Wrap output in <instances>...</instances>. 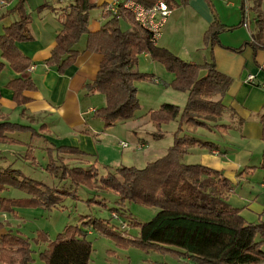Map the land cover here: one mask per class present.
<instances>
[{
	"label": "trees",
	"instance_id": "1",
	"mask_svg": "<svg viewBox=\"0 0 264 264\" xmlns=\"http://www.w3.org/2000/svg\"><path fill=\"white\" fill-rule=\"evenodd\" d=\"M26 0L17 4L6 13L15 12L16 18L2 27L0 32V73L5 64L15 73H22L32 64L29 57L16 46V42L32 39L29 25L30 12L25 9ZM144 6H152L158 0H134ZM169 9L187 0H162ZM210 3L209 0H206ZM261 0H253L254 22L257 30L252 41H245L238 47H226L240 51L246 45H253L264 33V13ZM93 0H70L60 12L44 2L36 10L50 9L57 14L61 29L55 36V44L45 65L62 74L72 65L80 50L77 43L85 35V50L101 55V61L93 80L84 84L86 95L101 93L105 105L97 108L93 116L99 118L105 128L118 121L136 118L140 108L137 96L138 81L151 82L155 75L150 72L134 70L139 55L145 53L160 63L172 79L168 86L186 92V102L180 107L172 103H162L145 114L154 124L158 135L160 127L176 120L173 142L163 155L147 162L143 167L121 165L114 171L99 174L94 165H69L64 156L78 157L89 155L71 145L55 146L42 140L41 134L30 125L3 119L0 121V143L25 145L23 157L35 162V150L42 149L46 156L44 171L61 181V185L47 184L29 177L19 168L0 166V213L17 215L18 208L56 207L64 197H77V187L102 188L117 195L118 206L125 201L138 203L158 210L145 222L120 221L118 208L112 209V224L106 218L82 215L77 223L67 224L53 239L45 231L28 238L18 229L8 228L0 234V264H89L92 242L88 239L91 231L112 240L119 248L136 247L145 252L170 253L191 260L194 264H259L264 262V220L249 222L241 215L240 207L233 205L227 197L231 190L230 180L219 170L200 163H184L183 155L190 146L209 150L219 149L217 143L197 138L186 131L187 127L209 130H226L225 124L210 123L226 110L217 96L226 93L231 78L216 69L212 52L209 60L202 63L189 62L166 47L157 44L152 33L135 20L132 12L119 5L111 12L105 3L102 9L103 21L96 31L87 28L89 10L97 7ZM128 27L122 28L120 20ZM242 23L239 22L240 25ZM235 26H230L232 29ZM223 25L213 21L203 33L202 41L210 48L219 44L218 32ZM255 47V46H254ZM6 86L12 91V100L17 105L29 101L24 91L36 90L30 77L14 76ZM261 124V139L264 143V112L258 115ZM44 124L39 126L42 130ZM30 134V141L24 142L15 135ZM220 152V151H219ZM256 168L264 169V147L258 165L241 168L239 175ZM15 188L26 196L7 197L1 192ZM94 201L104 204L102 199ZM117 212V213H116ZM124 212V211H123ZM122 212V213H123ZM264 213V211H263ZM131 219V218H130ZM136 226L138 233H128V227ZM0 228L2 225L0 224ZM45 244L35 250L33 242ZM36 253V254H35ZM36 255V258L35 256Z\"/></svg>",
	"mask_w": 264,
	"mask_h": 264
},
{
	"label": "crops",
	"instance_id": "2",
	"mask_svg": "<svg viewBox=\"0 0 264 264\" xmlns=\"http://www.w3.org/2000/svg\"><path fill=\"white\" fill-rule=\"evenodd\" d=\"M9 1L0 0V4L7 6L5 13L0 16V32L4 25L17 17L15 12H9L15 14V18L4 23L9 15L6 12L14 7L9 4ZM93 1L99 6L109 0ZM209 1L210 3L206 0H187L186 3H180L170 9L157 41L158 45L166 47L189 62L202 63L209 60L210 52H212L216 69L231 78V84L226 93L216 97V99H220L226 110L214 121V123L225 124L228 128L222 131L201 127L186 128L189 134L197 138L217 143L219 149L209 150L199 146H190L183 155L182 161L188 163L185 160L186 155L199 153L201 164L221 171L230 180L231 190L227 197L233 205L241 208L240 213L242 214L244 208L234 203L231 200V195L239 196V199L246 203L245 209L249 213L256 214L259 219L264 220V197L261 198L257 193L251 194V187L254 184H258L261 192H264V169L256 168L239 175L244 166L259 164L261 151L264 147L261 139V124L258 120V115L264 112V33L260 35L258 41H253L255 47L246 45L240 51L226 48L238 47L245 41L253 40L252 35L257 30L254 22L255 12L251 8L253 0ZM54 2H58L60 5L69 2V0H54ZM47 3H53V0L47 1ZM54 6H56L55 3ZM260 8L264 13V0H261ZM25 9L28 11L26 5ZM30 15L29 29L32 39L16 42V46L31 59L30 66L33 68H27L22 73H15L5 64L0 73V121L6 119L37 129L41 134V137L38 138L41 143L38 145H44L42 140L45 138L46 142L52 145L75 146L89 155L86 157L87 160L85 158L78 160V157H74L75 165L94 164L107 169H115L121 165L135 166L133 162L137 159V154L120 152L118 155L103 143L108 131L113 127L139 118L135 128L130 130V139L127 138L133 144L134 150L139 145L145 147V141L139 137H132L136 136L141 126L144 125V122H140L144 120L141 118L144 115L121 120L115 125L105 128L103 122L93 116L95 109L105 105L104 95L101 93L86 95L84 93V84L96 76L101 55L85 50V35H83L77 43V48L81 52L75 62L62 74H58L54 68L48 67L44 63L55 44V36L61 29L57 14L45 8L35 10L34 13L30 12ZM215 20L223 25V29L218 32L220 43H216L210 48L204 45L202 37L208 26ZM241 20L242 23L237 25ZM102 21V10L100 16L90 18L88 16V30L96 31ZM235 25L237 26L228 29ZM143 56L152 61L148 54L143 53ZM0 60H2L1 57ZM153 74L155 79L152 83L155 85L163 83L164 87L162 95L157 97L156 101L153 100L155 107L151 109H156L167 101L182 107L186 102V92L174 90L166 84L172 79V74L168 75L167 81L161 80L157 75L158 72L153 71ZM14 76L30 77L36 84V90L23 92L29 98V101L23 105H17L12 100V91L6 86L7 81ZM248 76H252V79L248 80ZM146 118L150 121L148 115ZM42 124H44V128L38 130ZM152 129L154 132L153 123ZM12 135L24 142L30 141L28 132ZM154 136L162 137V133ZM116 142L120 148L128 147L126 140ZM121 142H126L127 145L121 146ZM21 148L25 149L26 146L0 143V159L2 160L0 164H12L20 157L23 158V155L20 156L18 153ZM105 150L112 152L106 153ZM35 161L37 163L36 157ZM25 162L31 163L30 160ZM245 186L249 188L247 192L242 191Z\"/></svg>",
	"mask_w": 264,
	"mask_h": 264
},
{
	"label": "rangeland",
	"instance_id": "3",
	"mask_svg": "<svg viewBox=\"0 0 264 264\" xmlns=\"http://www.w3.org/2000/svg\"><path fill=\"white\" fill-rule=\"evenodd\" d=\"M47 1L51 2V0H26L24 3L28 11L34 13L40 3ZM109 1L105 2L106 7ZM9 2L11 6H15L18 0H10ZM54 3L56 4V6H54ZM50 5L55 7L57 9V12H60L61 8L68 5V2L59 5L58 2H54L53 0V3H50ZM6 8L7 6L0 4V16L2 13H5ZM101 10L102 9L100 6L94 7L93 9L89 10V18L95 17L97 15L100 16ZM14 18L15 14L9 13L4 23H7L9 19ZM120 25L123 29L127 26L126 22L122 19L120 20ZM152 61L150 59L145 58L143 54H141L138 57V63L133 66V69L144 72L151 71L150 73H153V71L156 73L158 72L159 74L157 75L160 77V79L163 81H167L168 75H170L171 73H169L160 63ZM30 67L32 66H29V69ZM169 82L170 80L167 83ZM136 86L138 90L137 96L140 103V108L136 111V114H145L148 110L155 107V104L153 103L156 101L155 99L157 97L162 95L164 85L163 83L155 85L152 83V81H139L136 82ZM166 103L174 102L167 101ZM141 118L144 120L140 122H144V125L141 126V129L138 131L136 136L132 137H139L143 141H145V147L139 145L138 148L134 150L133 144L127 138L130 136V130L134 129L137 122L140 120L139 118L135 120H130L129 123L118 124L117 126L113 127V129L108 131V135L105 137V141L103 143L105 146L113 149L115 153L117 152L118 155L120 154V152H131L137 154V159L134 160L133 163L135 167L138 168L143 167L147 162L152 161L156 159L157 156L160 157L165 153V149L173 142V132L176 130L177 127L176 120L163 124L160 127L161 130L159 131V133H162V137L160 136L156 138L154 135H152V131L154 130L152 129V123L148 121L146 115ZM215 120H211L210 123H214ZM118 140H126L128 143V147H118L116 145V141ZM38 143L41 142L38 141ZM127 143L121 142L120 144L121 146L125 147L124 144L127 145ZM20 150L21 151H19L18 153L20 156H22L24 154L25 149L21 148ZM111 152L112 151L110 150L106 151V153ZM199 156V153H195L193 155H186L185 160L188 163L201 164L202 162ZM35 157L37 159V163L35 161L32 163L33 165L29 162H25L26 160L24 159V157H20L19 159L13 161L12 164L2 163L0 164V166H12L15 168H19L23 171L25 175L39 180L47 184L48 186L61 185V181H59L56 177L47 174L44 171L43 165L46 163V156L44 151L42 149H37L35 151ZM64 157L66 158V162L69 165L75 164V161H73L75 160L74 157ZM0 161L2 160L0 159ZM96 167L98 168L99 174H104L108 171H114L116 169H107L98 166ZM248 190L249 188L246 186L242 189L243 192H247ZM261 191L262 190L260 189L258 184H254L251 187V194L257 193L259 194V196H261V198H263L264 192ZM76 193V198L70 196L64 197L56 207H21L16 210L17 215L0 213V224L2 225V228H0V234L2 232H5L8 228H11L12 231L18 229L20 233L31 239L35 237L39 231L43 230L47 233L49 239H53L57 233L62 231L65 225L77 223L79 217L82 215H92L96 217L106 218L110 221V223L117 224L119 221L112 218L111 216L112 209L115 210L114 208H120L116 210L119 214V219L120 221H125L126 223L130 222L131 220L132 222L148 221L158 210V208L156 207H147L129 201H125L123 206H118V198L114 192L98 187L90 189L84 186H78ZM1 195L7 197L26 196L25 193L15 188H9L8 190L1 192ZM92 198H94L95 200L102 199L104 204H100L94 201H87ZM231 200L234 203H237V205L243 206L244 210L241 215L244 216L245 220L249 222H258L259 220H262V218L259 219L256 214H251L245 209L246 203L239 199V196L231 195ZM259 215L261 216L262 214ZM90 232L91 233L88 235V239L92 242L93 250L91 253V260L89 264H194L191 260L186 257L174 256L170 253H159L151 251L145 252L142 249L136 247L119 248L114 244L112 240L108 239L107 237L101 236L91 230ZM128 233L135 235L138 233V228L136 226L128 227ZM32 242L35 250H40L45 247V244L35 243L34 241ZM261 248L262 250H264V244ZM34 256L36 258V255ZM259 264H264V262H260Z\"/></svg>",
	"mask_w": 264,
	"mask_h": 264
},
{
	"label": "built area",
	"instance_id": "4",
	"mask_svg": "<svg viewBox=\"0 0 264 264\" xmlns=\"http://www.w3.org/2000/svg\"><path fill=\"white\" fill-rule=\"evenodd\" d=\"M119 5H123L128 8L135 20L140 22L151 33L153 38L158 41L161 30L165 21V17L170 13L168 5L162 0H158L152 6H144L134 0H110L107 4V8L111 12H116ZM30 67V69H32ZM252 76H248V80H251ZM126 146V144H124Z\"/></svg>",
	"mask_w": 264,
	"mask_h": 264
}]
</instances>
